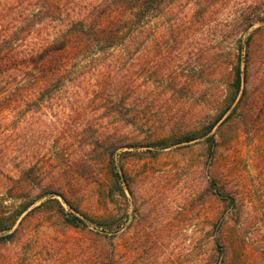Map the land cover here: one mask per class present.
Segmentation results:
<instances>
[{
  "label": "trees",
  "instance_id": "1",
  "mask_svg": "<svg viewBox=\"0 0 264 264\" xmlns=\"http://www.w3.org/2000/svg\"><path fill=\"white\" fill-rule=\"evenodd\" d=\"M263 22L232 0H0V138L12 144L0 149L30 148L1 172L0 264L43 212L89 233L85 264H130V243L121 253L114 244L112 207L131 194L127 156L202 139L216 162L223 129L235 126L262 141L264 163V85L248 88ZM32 119L40 125L22 134ZM207 191L222 207L198 264H227V214L240 235L242 200L218 174ZM89 197L100 206L92 214Z\"/></svg>",
  "mask_w": 264,
  "mask_h": 264
},
{
  "label": "rangeland",
  "instance_id": "2",
  "mask_svg": "<svg viewBox=\"0 0 264 264\" xmlns=\"http://www.w3.org/2000/svg\"><path fill=\"white\" fill-rule=\"evenodd\" d=\"M236 1L255 6L264 16V0H232ZM254 52L258 63L249 89L250 85H264V29L257 37ZM197 101L200 102V98L194 97L189 106H195ZM44 120L47 124L48 120ZM261 120L255 132L263 135L264 113ZM33 121H28L22 134L29 135L27 127L32 132L33 126L40 125ZM223 130L226 139L220 140L216 162L202 139L170 146L158 153L127 156L124 160L131 177V194L114 198L112 207L119 222L114 244L121 253L125 243H130V264H198L200 253L206 252L209 223L222 207L207 191L209 180L217 174L224 177L242 200L240 235L236 233L239 228L235 218L227 214L228 231L233 238L227 264H264V163L256 157L262 141L244 139L239 132L241 127L230 126ZM6 136L0 141L6 139L7 144L12 145L7 140L10 135ZM46 138L40 140L45 147L41 153H48L50 138ZM15 149V152L7 151L6 146L0 149V178H3L2 169L6 175L12 171L14 162L28 159L30 148ZM6 155H10L9 158ZM13 156L17 158L14 160ZM35 157L33 155V159ZM90 185V194L98 190L97 183ZM82 186L87 187L85 183ZM97 205L89 197L84 211L95 213L100 209ZM28 229L27 239L11 247L1 264H85L91 254L85 249L89 233L64 225L55 213L43 212L34 218Z\"/></svg>",
  "mask_w": 264,
  "mask_h": 264
}]
</instances>
